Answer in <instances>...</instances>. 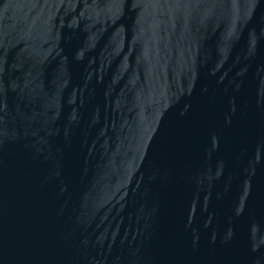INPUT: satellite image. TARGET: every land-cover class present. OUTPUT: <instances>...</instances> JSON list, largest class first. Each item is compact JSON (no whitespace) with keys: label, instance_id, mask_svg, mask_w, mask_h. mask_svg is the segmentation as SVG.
I'll return each mask as SVG.
<instances>
[{"label":"water","instance_id":"1","mask_svg":"<svg viewBox=\"0 0 264 264\" xmlns=\"http://www.w3.org/2000/svg\"><path fill=\"white\" fill-rule=\"evenodd\" d=\"M0 264H264V0H0Z\"/></svg>","mask_w":264,"mask_h":264}]
</instances>
